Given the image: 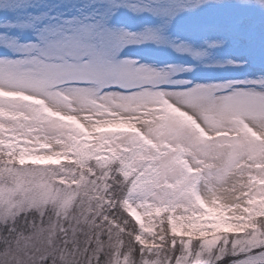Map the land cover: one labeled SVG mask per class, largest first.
I'll return each instance as SVG.
<instances>
[{"label":"snow or ice","instance_id":"1","mask_svg":"<svg viewBox=\"0 0 264 264\" xmlns=\"http://www.w3.org/2000/svg\"><path fill=\"white\" fill-rule=\"evenodd\" d=\"M0 264H264V0H0Z\"/></svg>","mask_w":264,"mask_h":264}]
</instances>
